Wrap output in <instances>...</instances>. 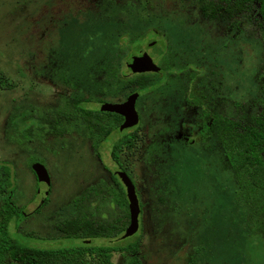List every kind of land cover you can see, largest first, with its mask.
<instances>
[{"label":"rangeland","instance_id":"rangeland-1","mask_svg":"<svg viewBox=\"0 0 264 264\" xmlns=\"http://www.w3.org/2000/svg\"><path fill=\"white\" fill-rule=\"evenodd\" d=\"M140 35L142 50L155 63L164 60L165 75L106 81L121 42ZM182 67L198 71L195 88L205 108L248 123L264 97V27L256 6L208 16L201 0H0V162L13 172L0 211L5 201L16 208L11 234L34 247L82 244L57 224L76 214L74 199L84 188H115L111 174L123 168L139 199L141 264H264V240L248 229L234 170L215 137L206 147L199 141L203 108L187 103L190 80ZM141 88L138 127L121 131H134L135 139L124 147L120 168L110 155L119 132L102 142L101 158L84 122L63 135H21L37 125L33 114H50L64 100L95 106ZM42 170L50 178L46 197L37 186ZM117 238L91 245H115ZM129 257L114 251L110 264ZM83 258L98 264L97 256ZM53 259L48 264H67Z\"/></svg>","mask_w":264,"mask_h":264},{"label":"trees","instance_id":"trees-1","mask_svg":"<svg viewBox=\"0 0 264 264\" xmlns=\"http://www.w3.org/2000/svg\"><path fill=\"white\" fill-rule=\"evenodd\" d=\"M201 1L208 16H215L221 11L232 15L235 12L256 6L259 25L264 27V0ZM144 40L145 36L140 35L121 42L117 57L109 66L108 75L110 77H104L106 81H108L107 79L122 81L156 73L165 75L169 68L165 66L163 59L156 63L159 66V70L156 72L135 71L129 65L133 56L144 52L140 45ZM150 42L154 43L153 40ZM124 68L128 69L127 76L123 74ZM180 70L186 73L190 80L186 91L187 102L192 107L203 108L198 124L199 141L206 147L212 136L217 138L228 163L234 170L238 185L237 199L247 208L248 229L252 234L260 235L264 240V97L258 98L261 105L260 110L251 117L248 123L233 120L204 107L205 99L195 88V79L198 76L196 69L182 67ZM143 91L145 90L141 88L135 92L139 95ZM103 102L105 101H98V104L94 106L89 100H64L50 114H33L37 125L32 124L21 135L29 139L32 132L37 137H42L45 132L63 135L84 122L86 136L91 140L95 154L101 158L98 149L102 142L119 132L120 136L111 143L110 155L112 161L120 168L119 157L124 147L135 139L134 131L122 133L121 131L124 129L121 130L120 125L123 122V117L115 112L102 111L100 105ZM137 127L138 123L132 126L133 129ZM120 170L125 171L123 168ZM117 171L119 170L111 174L112 179L117 183L115 188L102 182L84 188L74 199L76 214L57 224V229L63 233L64 237H74L83 241L77 246L56 249L34 247L18 240L9 230V224L17 211L10 201H5L4 208L0 211V264H5L7 261L21 264H48L54 261V256L61 258L67 264H89L83 260V257L90 255L98 257V264H110V258L114 251L130 255L127 264H141L137 256L139 247L137 235L134 233L132 236L123 237L126 226L122 222L124 218L129 217L128 200L125 187L118 177ZM12 179L11 167L5 162H0V194L9 190L13 185ZM119 194L125 202L124 206L120 205L117 197ZM44 197L46 196L44 195ZM21 215H24L22 211ZM27 237L30 236L27 235ZM101 237H118V243L115 245H91L92 239Z\"/></svg>","mask_w":264,"mask_h":264},{"label":"water","instance_id":"water-1","mask_svg":"<svg viewBox=\"0 0 264 264\" xmlns=\"http://www.w3.org/2000/svg\"><path fill=\"white\" fill-rule=\"evenodd\" d=\"M129 65L135 71L140 72H156L159 70V66L154 63L151 56L146 52L140 55L133 56L129 62ZM123 74L125 76L129 74L127 68L123 69ZM137 96V92H132L123 101H105L100 105V109L102 111L115 112L120 114L123 117V122L120 125L121 130L132 127L139 121V115L135 106ZM117 175L125 187L126 197L128 200L129 223L125 228L123 237H129L136 233L138 230V216L140 213V205L135 185L128 174L123 170H119L117 171ZM36 178L38 190H42L44 195L47 196L50 189V178L48 173L45 170H42L36 175ZM26 213V208H24L23 214L26 215Z\"/></svg>","mask_w":264,"mask_h":264},{"label":"flooded vegetation","instance_id":"flooded-vegetation-1","mask_svg":"<svg viewBox=\"0 0 264 264\" xmlns=\"http://www.w3.org/2000/svg\"><path fill=\"white\" fill-rule=\"evenodd\" d=\"M152 42H150L149 44H151ZM144 53V52H143ZM142 54V53H141ZM152 57V56H151ZM152 60L154 61V59H153V57H152ZM155 63V62H154ZM156 64V63H155ZM202 96V95H201ZM203 97V96H202ZM204 98V97H203ZM205 99V98H204ZM187 101V100H186ZM188 103V102H187ZM189 104V103H188ZM204 104H205V101H204ZM190 105V104H189ZM191 106V105H190ZM194 108H196V107H194ZM199 108V107H198ZM212 137H215V136H212ZM211 137V138H212ZM216 138V137H215ZM217 139V138H216ZM125 194H126V192H125ZM139 200V199H138Z\"/></svg>","mask_w":264,"mask_h":264}]
</instances>
